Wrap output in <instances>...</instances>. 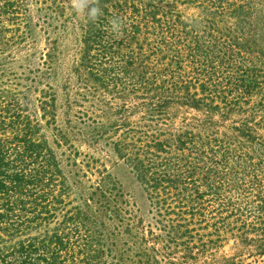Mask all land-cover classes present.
I'll return each instance as SVG.
<instances>
[{
  "label": "trees",
  "instance_id": "obj_1",
  "mask_svg": "<svg viewBox=\"0 0 264 264\" xmlns=\"http://www.w3.org/2000/svg\"><path fill=\"white\" fill-rule=\"evenodd\" d=\"M94 2L0 0V264H264V0Z\"/></svg>",
  "mask_w": 264,
  "mask_h": 264
},
{
  "label": "clouds",
  "instance_id": "obj_2",
  "mask_svg": "<svg viewBox=\"0 0 264 264\" xmlns=\"http://www.w3.org/2000/svg\"><path fill=\"white\" fill-rule=\"evenodd\" d=\"M73 10L84 15V17L89 21H95V19L100 15V8L94 2V0H73ZM87 8L85 12L84 9ZM111 29L114 34H119L121 25L119 21L113 20L111 22Z\"/></svg>",
  "mask_w": 264,
  "mask_h": 264
}]
</instances>
